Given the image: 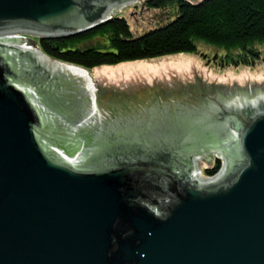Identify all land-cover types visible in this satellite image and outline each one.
Returning a JSON list of instances; mask_svg holds the SVG:
<instances>
[{"label":"water","instance_id":"95a60500","mask_svg":"<svg viewBox=\"0 0 264 264\" xmlns=\"http://www.w3.org/2000/svg\"><path fill=\"white\" fill-rule=\"evenodd\" d=\"M136 2L0 0V264H264V101L227 107L226 165L200 181V150L88 146L83 83L11 36L80 33Z\"/></svg>","mask_w":264,"mask_h":264},{"label":"trees","instance_id":"16d2710c","mask_svg":"<svg viewBox=\"0 0 264 264\" xmlns=\"http://www.w3.org/2000/svg\"><path fill=\"white\" fill-rule=\"evenodd\" d=\"M143 3L148 8H157L161 18H169V22L133 37L127 19L113 15L80 33L39 37L38 48L53 60L86 70L182 52L209 58L206 52L199 51L200 41L222 50L221 54L215 52L211 56L222 67L254 65L262 59L264 0H144ZM221 167V160L215 157L211 166L204 167V173L215 175Z\"/></svg>","mask_w":264,"mask_h":264},{"label":"flooded vegetation","instance_id":"af4514ba","mask_svg":"<svg viewBox=\"0 0 264 264\" xmlns=\"http://www.w3.org/2000/svg\"><path fill=\"white\" fill-rule=\"evenodd\" d=\"M142 92L130 97L119 93L96 97L102 116L92 123L88 146L107 148L121 145L122 140L140 138L138 145L160 152L173 150L186 156L200 150L202 156L221 154L212 148L214 141L224 142L229 136L232 115L214 96L213 86L200 80ZM80 111L78 102L69 104L71 116Z\"/></svg>","mask_w":264,"mask_h":264},{"label":"rangeland","instance_id":"374dc122","mask_svg":"<svg viewBox=\"0 0 264 264\" xmlns=\"http://www.w3.org/2000/svg\"><path fill=\"white\" fill-rule=\"evenodd\" d=\"M109 14H114L118 17H125L129 24L131 36L133 37H137L153 28L161 26L170 20L166 17L162 19L157 8H148L143 2L116 5L113 9V12ZM27 38L30 45L35 46L41 54L45 55L38 48L39 45L37 42L39 37L37 35L27 36ZM197 45L199 51L206 52L210 59L215 52H219L220 54L222 53L221 49H218L217 47L207 44L203 41L198 42ZM30 51L34 50L30 49ZM261 51L262 59H260L254 65L230 64L224 67L215 63V59L211 62V60H205V57H202L200 54H195L192 52L170 54L162 57L152 58L147 61H159L164 58L184 55L194 57L196 61H198V64H193L189 71L184 74L174 69L159 76L157 75L148 77L145 75H138L133 76L132 78L119 80L117 82L113 81L104 73H102L101 68L104 66L93 68L87 71L93 77V84L96 86L97 99L100 96L104 97L106 94L111 93H119L130 97L141 91H143L142 93H145L159 87L171 89L173 86L179 87L184 84L190 85L196 81L202 80L204 84L214 87V96L216 95L220 101L225 103L226 107H234L235 109L240 110L245 107L256 108L264 101V46L261 48ZM45 56L48 57L47 55ZM49 59L57 63H62L51 58ZM132 62L137 61H127L123 63ZM243 71L247 72L248 74H246V76L243 78H239L238 76ZM231 72H233V76L229 75ZM258 73H262V75L257 76ZM97 99L95 100V103L97 104V108L100 112L101 110L98 107ZM236 136L237 132H234L233 139H237ZM216 157L221 160L223 165L225 164L224 158L221 157V154H218ZM214 160L215 156L213 154L198 156L194 162V172L196 177L198 176V172H201V177H206L204 173V167L211 166ZM221 171L223 172V170ZM200 176H198V178Z\"/></svg>","mask_w":264,"mask_h":264},{"label":"bare ground","instance_id":"6f19581e","mask_svg":"<svg viewBox=\"0 0 264 264\" xmlns=\"http://www.w3.org/2000/svg\"><path fill=\"white\" fill-rule=\"evenodd\" d=\"M110 18L112 16H109ZM36 53V56L38 59L49 68L57 71V72H63L67 73L68 75L73 76L74 78L78 79L80 82L83 83L84 91L89 97L90 101L92 102L91 110L89 111L88 120H85L87 123H93L95 121H98L99 118L102 116L97 108V104L94 103L96 100V86L93 84V77L90 75V73L81 67L74 66V65H68V64H62L57 63L52 60H50L45 55L41 54L39 51H34ZM197 63L196 59L192 56H184L180 55L177 57H170V58H164L159 61H147V60H140L137 62L132 63H121L116 66L112 65H106L102 67L101 71L104 73L107 77L112 79L113 81L117 82L119 80L132 78L133 76H159L162 74L167 73L170 70H176L180 73H187L191 66L193 64ZM248 74L247 72L243 71L238 77L243 78ZM230 76H233V72L229 74ZM262 73H258L257 76H261ZM221 77V76H219ZM223 78V77H221ZM68 161L75 163L79 158L77 157H68L66 156Z\"/></svg>","mask_w":264,"mask_h":264},{"label":"built area","instance_id":"2783aa9c","mask_svg":"<svg viewBox=\"0 0 264 264\" xmlns=\"http://www.w3.org/2000/svg\"><path fill=\"white\" fill-rule=\"evenodd\" d=\"M113 15L114 14H110L109 16H113ZM31 35H33V34L29 35V33L18 32L16 34H12L11 36L18 38V42L16 43V45L18 47H20L22 49H27V50L32 49V50L38 51L35 46L30 45L29 42H28L27 36H31ZM94 103H95V101H94ZM222 165H223V163H222ZM221 170H222V167H221L220 171L217 174L212 175V176H206V177H201L200 176L201 172H198V176H200V177L198 178V176H197V179H199L200 181H207V180L214 179L215 177H217L220 174Z\"/></svg>","mask_w":264,"mask_h":264}]
</instances>
